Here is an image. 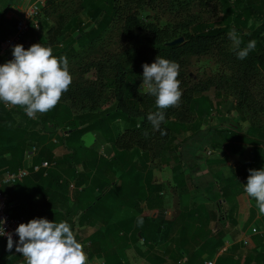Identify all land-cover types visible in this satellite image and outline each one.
Segmentation results:
<instances>
[{"label":"trees","instance_id":"1","mask_svg":"<svg viewBox=\"0 0 264 264\" xmlns=\"http://www.w3.org/2000/svg\"><path fill=\"white\" fill-rule=\"evenodd\" d=\"M15 1L0 0V7L5 9ZM60 1L46 0L39 18L41 13H56L63 20L64 14L58 11ZM166 1L169 9L183 14L181 21L163 24L145 21L144 10L152 8L157 0H80L79 10L85 9L90 21L83 25L78 13L71 17L78 35L64 40L60 29L51 27L47 35H42L38 31L40 23L38 29L30 26L18 43L25 49L30 47V43L51 46L53 55L67 57L69 71L72 76L77 75V79L72 80L54 109L39 113V119L30 118L33 125L27 130L26 139L12 147L10 158L4 157L10 152L8 147L0 144V171L13 169L25 149L34 144L39 147L35 162L43 160L50 164L49 168H42L36 174L48 182L52 197L55 192L66 189L68 179L78 184L76 178L80 177L85 187L70 190L69 196L89 225L95 226L98 220L99 228L82 240V245L89 251V257L93 254L103 257V264H130L127 249L135 248L141 239L143 244L155 242L156 237L163 233V228L168 225L169 229L175 220L184 221L181 230L189 228L191 210L186 205L189 189L184 179V153L189 152L191 156L188 158H192L198 144L204 148L207 145L211 148L226 145L227 149L233 150V142L249 143L254 162L249 167L257 170L264 168V0H217L222 13L218 26L203 18L200 11H191L203 4L202 0ZM249 21L254 27H250ZM12 23L0 13V41L12 32ZM115 24H118L119 32L118 49L109 51L105 45L109 44L106 38ZM233 30L241 40L240 48L246 47L249 41H256L255 48L246 59L237 58L238 50L234 49L228 36ZM180 37L181 41L174 42ZM12 50L1 58V65L14 59ZM95 53L101 55L94 57ZM157 56L175 61L180 66L178 79L182 96L178 107L163 110L165 121L161 129L166 131V135L155 131L147 119L150 113L160 110L155 103L156 98L139 90L143 82V65H150ZM202 56L215 59V74L201 82L190 83L187 81V59ZM210 89L214 90L215 96L230 103L238 124L223 125L222 119L225 122L232 119H229L228 112L222 114L213 107L210 96L206 94ZM18 114L24 115L22 108L14 106L8 109L2 102L0 142L2 139L17 138ZM39 122L40 130L36 128ZM243 123L247 128L242 129ZM202 124L205 127L201 128ZM54 132H57V142L51 141ZM86 133L93 137L91 145L82 139ZM19 135H22L21 131ZM55 149H61L63 153L55 154ZM172 153L173 156L170 155ZM159 157L164 161L173 159L175 164L172 190L177 192L181 203L175 209L168 210L174 193L169 192L165 184L154 182L156 167L151 162ZM207 163L214 181H208L204 187L206 195L192 196H202L214 202L216 207L219 206V199L229 200L228 197H234L240 191L236 171L243 175L245 181L250 173L238 167L225 176L212 169L221 161L208 159ZM45 170L46 175H43ZM22 181L14 185L20 186ZM213 192L214 196L208 195ZM142 200L147 206L145 210L140 207ZM123 207L137 216L132 215L129 221H110L112 214L124 213ZM218 209L214 208V213ZM68 212L70 210L63 217H54L51 221H67L73 230V222L66 219L70 215ZM227 213V216L230 215L229 210ZM216 217L219 218V215ZM140 220L142 223H138ZM76 239L79 240L78 237ZM220 242L211 237L192 255L193 258H189L187 264H201L202 252L215 248ZM262 257L264 243L255 261H260ZM229 259L235 262L232 257Z\"/></svg>","mask_w":264,"mask_h":264},{"label":"crops","instance_id":"2","mask_svg":"<svg viewBox=\"0 0 264 264\" xmlns=\"http://www.w3.org/2000/svg\"><path fill=\"white\" fill-rule=\"evenodd\" d=\"M26 1L27 0H17L11 2L5 9L0 7V13H2L3 18L5 20L13 21L12 25H10L11 29L14 27L15 17L19 13L16 9L25 5ZM11 33L7 34V36ZM31 45L32 44L30 43V46ZM6 53L7 52H0V65L2 62L1 58ZM4 106L8 109L14 107L5 103ZM20 114L17 115L16 119L18 126V131L15 130L17 138L2 139L0 142V144L8 147L10 150V152L4 154L5 158L11 157V154L13 153L12 147L16 143H21L22 140L26 139L27 130L33 125V120L27 116L25 111V116ZM40 116L41 115L37 113L33 119H39ZM13 126H16V124H13ZM36 128L39 130L41 129L40 122L36 124ZM20 131L22 135H19ZM51 131L52 130L49 129V133H51ZM53 134L54 135L50 134L52 136L51 141L57 142V136L55 135L57 132H54ZM92 138L91 134L87 133L82 136V139L85 140L87 145L92 144ZM239 144L240 143L233 142V148ZM33 146L36 147L33 154V163L38 164L41 162H35L36 156H38L39 147L33 144L25 149L21 160L17 162L11 170L29 165L25 160V153ZM54 153L59 155L62 154L63 151L61 149H55ZM232 153L235 152L232 150L231 152L226 151L222 154V157H220L221 166L214 170H219L227 176L231 169L237 170L238 167L246 169L244 165H241L240 163L237 164L234 160L232 163L226 160ZM250 163L253 164V160H248V166ZM37 172H30V174L22 179L23 181L20 186H15L16 184L14 183L15 185H8L4 188V192L10 203V214L22 218L23 223H27L34 218H46L49 221L54 217L58 218L59 216L61 218L64 216L65 212L70 210V212H68L70 215H68L66 219H70L71 222H73L74 234L79 238L78 242L82 243V240L99 228L97 224L98 220L94 226L89 225L82 218V211L76 208L75 203H72L71 201L73 198L71 197L70 199L69 196L70 190H80L85 187V183L81 182L80 177L76 178L79 182L78 184L74 183L72 179H68L66 189L62 192H55L54 197H52V191L49 188L50 186L47 185L48 182L46 183L43 181L42 178L36 174ZM236 173V179L241 184L240 191L236 193L234 197L230 196L227 198L226 196L229 200L219 199V206H216L219 208L217 213H214V208L216 209L214 202L202 196L193 198L194 200H197L196 202L187 199L186 205L188 208L190 207L189 210L192 212H189L191 216L189 220L190 223H188L189 228H187V230L184 229V231L181 230L183 227V224L181 223L184 221L175 220L169 229L167 227L168 225L163 228V233L160 234L159 237L157 236L158 238L156 237L155 242L152 243V241H149L148 244H143V240L141 239L140 242L135 245V248L131 247L126 251L130 264H187L189 258H193L192 255L201 249L200 246L209 241L211 237H214L216 240H221V242L215 248L210 247V249L202 252L201 256L203 257V262L201 264H206L207 260H212L213 264H217L219 257H222V255H227V257H222L218 264H264V257L258 262L255 261V256L257 252L260 251L261 244L264 243V215L259 213L255 199L249 197L244 191L247 180L245 181L242 174H239L237 171ZM43 175H46V170L43 172ZM170 186H172V183H170ZM196 189H199V191L196 192L197 195H206L205 188L200 189L197 185ZM214 194V192L208 193V195L211 196H214ZM173 202L174 194H172L168 210L175 209L181 204L179 198L177 203L173 204ZM125 207H123V214L114 213L109 217V220L112 222H115L116 220L129 221L130 218L137 216L129 211L130 209L128 210ZM140 207L144 210L146 209L147 206L144 200L140 202ZM222 208L224 211L220 212ZM227 210L230 211V215L228 216L227 214L229 212L227 213ZM217 214L219 215V218L216 217ZM84 251L88 255V264H103L104 259L99 254H93L89 257V251L85 247ZM138 251H140V253H138ZM230 257H232L235 262L232 263L229 259ZM0 264H26V261L20 253L15 251L14 246L12 251L9 252L7 250V243L4 239H0ZM191 264H193V262Z\"/></svg>","mask_w":264,"mask_h":264},{"label":"clouds","instance_id":"3","mask_svg":"<svg viewBox=\"0 0 264 264\" xmlns=\"http://www.w3.org/2000/svg\"><path fill=\"white\" fill-rule=\"evenodd\" d=\"M228 36L234 49L238 50V59H246L256 46V41L252 40L240 48L241 40L234 30ZM12 52L14 59L0 65V101L23 108L29 118L54 109L73 80L67 57L53 55L52 47L42 43H35L28 49L17 44ZM179 68L175 61L160 56L150 65H143L141 88L156 98L155 103L160 109L150 113L147 119L161 135H166L161 129L165 121L163 110L178 107L182 96ZM249 173L244 191L255 199L259 213L264 215V168L249 169ZM5 223L6 220L0 219V236H7V250L11 252L15 243V251L22 254L26 264H88L84 246L77 241L67 221L57 223L34 218L20 223L15 229L19 237L16 242L13 234L3 227Z\"/></svg>","mask_w":264,"mask_h":264},{"label":"rangeland","instance_id":"4","mask_svg":"<svg viewBox=\"0 0 264 264\" xmlns=\"http://www.w3.org/2000/svg\"><path fill=\"white\" fill-rule=\"evenodd\" d=\"M203 4L197 5L193 7L191 10L192 12L200 11V14L203 16V18L208 19L211 22H214L216 26L220 25L221 15L222 13L219 11V7L217 6V0H202ZM263 1V0H262ZM261 1V3H262ZM59 3V1H57ZM56 3V4H57ZM79 3L80 0H61L60 6L58 7L61 13L64 14V19L61 20L58 18L56 13L50 15V14H44L41 13V17L39 18V22L41 23L40 34L47 35V30L51 28H57L60 29L64 36V40L66 37H73L78 35V29L77 26H75V23H72V16L75 14H79L80 17H82L83 25H87L90 21L88 15L85 13V9L80 11L79 10ZM132 6L134 3L131 1ZM154 6L152 8H146L144 10L145 14H142L144 16L145 21H154L158 23H165V22H178L182 20L183 14H180L177 12L176 9H169L167 7V1L166 0H157L156 3L153 4ZM87 8V7H86ZM41 20V21H40ZM252 21H249L248 24L250 27H254L252 24ZM118 24H115L112 26V30L110 34L107 35V48L109 51H114L118 49L119 44V32H118ZM111 35V37H109ZM74 45H76L74 43ZM73 45V46H74ZM78 47V46H76ZM103 50H99L100 53H102ZM106 51V50H105ZM94 54V57H99L101 54ZM107 54H110V52L106 51ZM104 54V52H103ZM187 68L186 71L189 74L187 81L190 83H198L201 82L207 77H212L215 74V71L217 69V65L215 62V59L211 56H202V57H192L187 59ZM73 79H77V75L72 76ZM83 78L85 76L82 75ZM139 90L141 92H144L141 86L139 87ZM206 94H208L212 100L213 107L218 108L222 114H226V112L229 113V119L231 118V122H225L224 119H222L223 125L230 126L229 123L232 124H238L236 120L235 111L230 106V103L228 101H223L220 97L215 96L214 90L210 89L206 91ZM215 110V109H213ZM25 116V115H23ZM215 121H218L217 119ZM241 126V125H240ZM205 127V124H202L201 128ZM247 128L246 123L242 124V129ZM240 146H244V148H241ZM226 151L231 152L232 150L227 149V146H221V148H211L209 145H207L206 148L200 146L198 144V148L195 150L194 154L192 155V158H188L191 155H189V152H185V165L183 167L184 171V179L186 181V186L189 189V200H192L193 202H196L197 200L193 199L192 194H197L196 192L199 191V189H193L195 186H199L200 189L204 188L208 181H214L211 179V173H209V164L207 163V160H220L221 155L224 154ZM233 151L235 153H232L231 156H229L226 160L228 162H233V160L238 164L244 165L246 170L251 169L247 162L248 160H253L252 154H251V147L249 143L242 142L235 148H233ZM177 153L178 150H175ZM237 154V155H236ZM173 156V153L170 154ZM238 156V157H237ZM156 168H154V181L160 182L168 185V190L172 191V186H170V183L173 182V175L172 169L174 167V161L173 159H170L168 161H164L161 157L157 158V160H154L151 162ZM239 164V165H240ZM252 164V163H251ZM157 165V166H156ZM220 163L218 165H213L212 169H217V167H220ZM241 169V167H240ZM200 174V176H198ZM213 183V182H212ZM174 193V192H173ZM196 198V197H194ZM180 199V198H179ZM178 196L177 192L174 193V202L173 204L177 203Z\"/></svg>","mask_w":264,"mask_h":264},{"label":"built area","instance_id":"5","mask_svg":"<svg viewBox=\"0 0 264 264\" xmlns=\"http://www.w3.org/2000/svg\"><path fill=\"white\" fill-rule=\"evenodd\" d=\"M46 0H27L26 4L16 9L19 13L15 17L13 32L0 41V52L5 53L13 49L17 45L25 33L29 30L30 26L35 29L39 27V15L41 7L45 4ZM0 111H1V101H0ZM36 147H31L30 150L25 153V160L29 163L26 167H19L15 170H5L0 171V219L6 220L3 225L6 232L13 234L14 242L18 241L19 237L15 233V229L20 223H23L22 218L15 217L10 214V203L4 192V188L8 185H12L24 177H26L30 172H37L42 168H48L50 166L46 161H41L38 164L33 163V154ZM7 242V236H0ZM15 247V243H14ZM22 255V254H21ZM23 257V256H22ZM26 261V259L23 257ZM206 264H213L212 260H207Z\"/></svg>","mask_w":264,"mask_h":264},{"label":"water","instance_id":"6","mask_svg":"<svg viewBox=\"0 0 264 264\" xmlns=\"http://www.w3.org/2000/svg\"><path fill=\"white\" fill-rule=\"evenodd\" d=\"M181 40H182V38L180 37V38L176 39L174 42H179Z\"/></svg>","mask_w":264,"mask_h":264}]
</instances>
